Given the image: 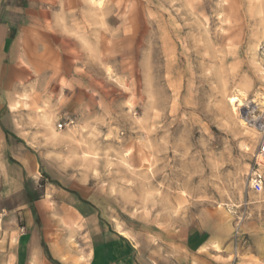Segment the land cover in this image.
I'll return each instance as SVG.
<instances>
[{
	"label": "rangeland",
	"instance_id": "rangeland-1",
	"mask_svg": "<svg viewBox=\"0 0 264 264\" xmlns=\"http://www.w3.org/2000/svg\"><path fill=\"white\" fill-rule=\"evenodd\" d=\"M24 2L0 8V229L75 190L143 244L214 228L264 264V0Z\"/></svg>",
	"mask_w": 264,
	"mask_h": 264
},
{
	"label": "crops",
	"instance_id": "crops-1",
	"mask_svg": "<svg viewBox=\"0 0 264 264\" xmlns=\"http://www.w3.org/2000/svg\"><path fill=\"white\" fill-rule=\"evenodd\" d=\"M10 1L0 0V8L20 6L21 1L25 6H45L50 0ZM64 191L53 213L58 222L39 221L35 198L24 209V232L16 224L0 229V264H229L223 260L226 244L214 228L170 232L167 240L146 245L103 223L90 198Z\"/></svg>",
	"mask_w": 264,
	"mask_h": 264
},
{
	"label": "built area",
	"instance_id": "built-area-1",
	"mask_svg": "<svg viewBox=\"0 0 264 264\" xmlns=\"http://www.w3.org/2000/svg\"><path fill=\"white\" fill-rule=\"evenodd\" d=\"M63 123L59 127H63ZM260 139L258 146L254 152L253 164L248 173V182L250 188L256 193H261L264 190V112L255 122Z\"/></svg>",
	"mask_w": 264,
	"mask_h": 264
},
{
	"label": "bare ground",
	"instance_id": "bare-ground-1",
	"mask_svg": "<svg viewBox=\"0 0 264 264\" xmlns=\"http://www.w3.org/2000/svg\"><path fill=\"white\" fill-rule=\"evenodd\" d=\"M255 124V123H254ZM246 125V124H245ZM252 127V126H251ZM121 234L128 235L125 231H121Z\"/></svg>",
	"mask_w": 264,
	"mask_h": 264
}]
</instances>
